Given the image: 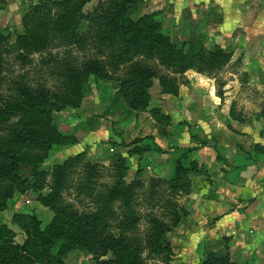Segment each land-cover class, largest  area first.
<instances>
[{
    "label": "rangeland",
    "instance_id": "rangeland-1",
    "mask_svg": "<svg viewBox=\"0 0 264 264\" xmlns=\"http://www.w3.org/2000/svg\"><path fill=\"white\" fill-rule=\"evenodd\" d=\"M35 1L0 0V32L7 37L0 101L15 98L25 85L54 102L67 96L74 105L50 117L3 123L33 134L53 129L57 139L51 146H24L19 166L0 179V228L10 230L15 243L34 244L41 251L36 264H264L260 212L248 214L252 200L239 193L234 203L225 200L223 185L238 163L225 149L233 147L229 137L214 133V126L234 130L237 123L243 140L236 151L253 154L257 143L240 130L246 119L234 114L241 113L236 94L225 100L227 91L241 87L225 74L232 58L219 54L220 40L210 36L219 31L220 8L185 0L153 7L155 1L143 0L130 7V20L160 13L129 50L116 33L113 43L101 42L102 22L84 20L77 30L86 35L84 45L70 49L90 70L84 90L72 92L65 72L44 62L48 51L27 62L11 51ZM104 1H91L84 12L92 16ZM155 34L170 43L155 41ZM53 46L64 48L59 41ZM144 72L153 85L142 101ZM225 107L229 117H211ZM1 122L0 144L10 135ZM121 184L131 186L129 203L124 193H112ZM49 225L56 240L51 252L37 233Z\"/></svg>",
    "mask_w": 264,
    "mask_h": 264
},
{
    "label": "trees",
    "instance_id": "trees-1",
    "mask_svg": "<svg viewBox=\"0 0 264 264\" xmlns=\"http://www.w3.org/2000/svg\"><path fill=\"white\" fill-rule=\"evenodd\" d=\"M93 0H37L30 6L23 22L25 33L17 35L16 44L11 48L15 53V59L27 62L30 56L36 52H47L49 58H43L44 62L55 63L56 67L65 72L66 87L72 92H80L85 88V75L89 72L86 65L80 64L78 57L73 56L74 46L84 45L86 35L77 32L84 20L91 23H101L104 31L99 35L100 41L112 40L113 33L122 37V42L127 49L137 48V43L144 39L147 31L155 25V18L160 12L145 15L137 21L130 20L128 11L130 7L143 0H105L100 3L92 16H87L84 12L85 6ZM153 25V26H154ZM155 41L165 40L170 43V39L155 34ZM56 41L63 44L61 51H55L57 46H53ZM7 42L5 34L0 32V76L4 68V47ZM128 56L130 52H122ZM62 58L59 60V58ZM146 85L143 86L142 101L149 98L148 88L153 84L150 75L144 72ZM74 102L67 96L54 102L49 95L41 89H33L29 86H20L15 98L4 102L0 101L1 130L7 129L10 135L2 139L0 144V179H6L13 170L21 163L19 156L20 149L24 146H51L56 143L55 130L50 129L44 134H33L31 132H19L12 126L3 123L22 115L29 117L52 116L55 111L65 109ZM256 150L264 152V146L255 145ZM137 150H131L133 155ZM264 162V160H263ZM35 167V166H34ZM32 185L31 188H35ZM124 192H122V190ZM131 186L121 184L112 190L114 197L124 193L127 203L130 202ZM53 225H49L42 230L37 227V233L46 236L45 245L51 252L56 243L53 233ZM55 246V245H54ZM41 251L29 243H15L10 230L0 228V264H36ZM62 249L60 250V254ZM59 264H63L58 260Z\"/></svg>",
    "mask_w": 264,
    "mask_h": 264
},
{
    "label": "crops",
    "instance_id": "crops-1",
    "mask_svg": "<svg viewBox=\"0 0 264 264\" xmlns=\"http://www.w3.org/2000/svg\"><path fill=\"white\" fill-rule=\"evenodd\" d=\"M153 1L155 3L151 6L154 7L159 4L165 5L169 0ZM197 2L202 6H218L222 11V20L214 25V29L219 31L216 34L210 33V36L220 40L218 42L221 47L218 48V53L225 54L226 59L232 58L231 69L225 74L232 76L234 82L241 87L239 91H227L225 100L233 99V93L236 94L235 99L239 100L241 113L234 114H240L246 119L241 122V132L244 137L250 136L255 143L264 146V0H185V3L190 4ZM178 3L183 4L182 1ZM213 37L210 39L212 42L215 40ZM209 80L215 84V79ZM229 112L230 109L225 107L221 111H211L210 115L211 117H229ZM236 124L234 123V130H230L226 125L217 126L216 124L214 133L229 137L230 145L234 147L237 142L243 140V135L235 133ZM233 147L228 146L225 149L232 150L229 157L235 159L238 168L232 178L223 185L226 187L225 200L234 203L237 193L246 200H252L247 212L250 214L254 209L259 211L260 217L257 214L255 218L256 221L260 220L259 222L263 223L264 152L254 150L253 154H247V152L236 151ZM233 181L240 182L241 186L236 187ZM231 203L229 207L232 209Z\"/></svg>",
    "mask_w": 264,
    "mask_h": 264
}]
</instances>
